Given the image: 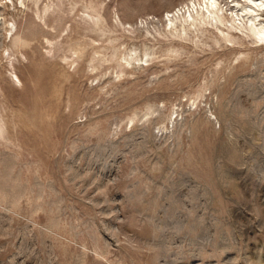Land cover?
<instances>
[{
	"label": "rangeland",
	"instance_id": "obj_1",
	"mask_svg": "<svg viewBox=\"0 0 264 264\" xmlns=\"http://www.w3.org/2000/svg\"><path fill=\"white\" fill-rule=\"evenodd\" d=\"M201 1L0 0V264H264V44Z\"/></svg>",
	"mask_w": 264,
	"mask_h": 264
},
{
	"label": "bare ground",
	"instance_id": "obj_2",
	"mask_svg": "<svg viewBox=\"0 0 264 264\" xmlns=\"http://www.w3.org/2000/svg\"><path fill=\"white\" fill-rule=\"evenodd\" d=\"M22 4L25 5V0ZM186 8L188 11L182 15L183 17L179 14L181 10L168 14L170 27H175L181 16L184 20L183 32L198 26L209 25L220 31L226 41L234 40L232 34L235 31V33H247L255 39V42L264 44V0H232L231 2L202 0L198 4L192 2ZM1 21L0 19V26ZM222 28L228 31L227 35Z\"/></svg>",
	"mask_w": 264,
	"mask_h": 264
}]
</instances>
